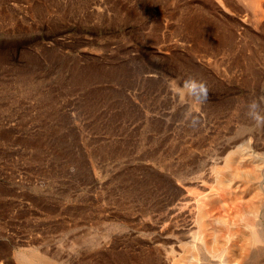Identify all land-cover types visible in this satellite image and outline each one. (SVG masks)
<instances>
[{
    "label": "rangeland",
    "instance_id": "1",
    "mask_svg": "<svg viewBox=\"0 0 264 264\" xmlns=\"http://www.w3.org/2000/svg\"><path fill=\"white\" fill-rule=\"evenodd\" d=\"M260 1L0 0V264H160L165 180L264 139Z\"/></svg>",
    "mask_w": 264,
    "mask_h": 264
},
{
    "label": "bare ground",
    "instance_id": "2",
    "mask_svg": "<svg viewBox=\"0 0 264 264\" xmlns=\"http://www.w3.org/2000/svg\"><path fill=\"white\" fill-rule=\"evenodd\" d=\"M244 1L252 8H261L262 6L260 0ZM235 108L236 106L233 109ZM202 117L204 116L202 115ZM207 120L208 117L205 121ZM221 122L219 121V123ZM207 130L209 129L207 128ZM236 131L238 130L236 129ZM257 135L253 136L254 141L243 137L240 141L223 148L220 152L218 151L216 154L214 152V156L208 158V161H203L200 167L191 169L188 175L176 180L178 181L177 184H173L169 179H164L166 184H162L170 189L171 194L165 200L164 206L161 207L164 213L159 214L157 219L159 225H161L160 228L159 226L156 227V242L161 249L159 252L160 264H264V153L258 152L264 151V139L259 143L260 136ZM210 153L212 154V152ZM148 172H150V169ZM154 176L156 178L158 174ZM159 187L162 188V185L159 184ZM217 207H221L220 210L222 211H218ZM149 212L151 211L149 210ZM156 216L158 217V215ZM146 219L148 220L147 217ZM130 220H128L129 223L134 221ZM153 233L155 232L153 231ZM152 249L151 251H154ZM41 256L35 255L33 259L41 264H54L49 259H44ZM155 258L158 257L155 256ZM32 264L34 263L32 262Z\"/></svg>",
    "mask_w": 264,
    "mask_h": 264
}]
</instances>
